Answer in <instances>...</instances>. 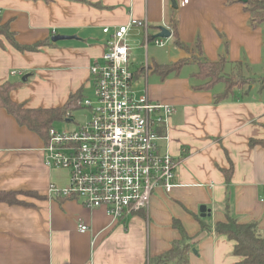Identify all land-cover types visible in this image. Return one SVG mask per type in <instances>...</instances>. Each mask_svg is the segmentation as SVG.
Instances as JSON below:
<instances>
[{
    "label": "crops",
    "instance_id": "obj_1",
    "mask_svg": "<svg viewBox=\"0 0 264 264\" xmlns=\"http://www.w3.org/2000/svg\"><path fill=\"white\" fill-rule=\"evenodd\" d=\"M228 1L189 0L183 7L176 0L175 7L171 0H0V22L11 25L21 46L50 42L39 52H21L1 37L0 82H22L29 75L10 97L31 109L63 107L77 92L93 95L90 68L103 62L110 39L103 29L146 21L151 36L146 48L144 29L130 32L133 91L175 108L160 129L167 138L159 146L177 162L171 193L155 190L147 209L116 221L104 210L49 196L50 186H59L55 168L45 165L46 142L0 108V192H20L17 200L25 203L0 201V264H149L182 240L175 221L190 244L188 264H240L236 243L218 236L215 226L227 221L228 202L239 223L255 222L264 235V147L250 145L264 140V94L252 84L248 94L238 90L232 100L217 104L215 93L223 89L196 90L194 77H182L188 66L167 79L154 72L160 64L196 55L210 62L225 57L261 64V27L251 28L243 0ZM172 24L190 50L178 48L179 58L166 64L149 46H156L160 28L173 32ZM197 42L202 55L194 52ZM134 43L143 50L137 67ZM150 76L157 78L152 84ZM79 224L89 231L82 233Z\"/></svg>",
    "mask_w": 264,
    "mask_h": 264
},
{
    "label": "built area",
    "instance_id": "obj_2",
    "mask_svg": "<svg viewBox=\"0 0 264 264\" xmlns=\"http://www.w3.org/2000/svg\"><path fill=\"white\" fill-rule=\"evenodd\" d=\"M180 4L186 7L189 0ZM134 28L144 29L146 48L151 40L146 21L131 19L127 25L103 29L110 39L103 62L90 68L94 98L86 97L63 122H74V112L79 111H88V120L84 125L75 123L77 129L69 132L51 128L43 148L47 167L70 174L69 185H51L49 196L104 210L116 221L147 209L155 190L171 193L177 169L174 158L159 146L167 138L160 129L170 123L175 108L133 91L136 72L130 64V32ZM170 39L158 38L154 43L163 48ZM78 228L89 231L84 224Z\"/></svg>",
    "mask_w": 264,
    "mask_h": 264
},
{
    "label": "trees",
    "instance_id": "obj_3",
    "mask_svg": "<svg viewBox=\"0 0 264 264\" xmlns=\"http://www.w3.org/2000/svg\"><path fill=\"white\" fill-rule=\"evenodd\" d=\"M235 2H242V0L228 1L229 4ZM245 10L249 13V24L252 29H257L264 25V0H247L245 2ZM172 29L175 46L184 51L190 50L188 45H184L181 42L176 25L172 24ZM1 37L5 38L9 44L21 52L26 50L39 52L41 47L50 45L47 40L32 46H21L15 38V33L9 23L0 22V45L4 48ZM194 46L198 53L202 55V48L199 43L197 42ZM188 64H195L198 67V70L192 75L196 90L203 88L214 90L219 84H223L222 92L215 93V103L217 104L222 101L232 100L238 90H245L248 94L249 90L247 88L249 85L258 83L261 91L264 86V76L260 79L246 76L245 73L249 66L242 62L235 63L232 71L227 72L229 61L225 57L220 58L217 62H210L203 57H193L192 60L181 59L173 64H160L155 67L154 72L160 75L162 79H167L173 75H178ZM23 85V82L16 81L0 82V108L13 116L19 126L28 128L37 134L41 140H44L46 144L49 142V130L53 128L54 124L65 121L67 114L71 111V106L79 105L86 98L81 92H77L71 94L69 101L63 107L56 109L26 108L24 104H19L10 97L13 90L21 88ZM250 145L252 147L257 145L264 147V140H251ZM227 180H229V176ZM18 194L20 192H0V201L10 205H24L25 203L17 200ZM225 209L227 221L217 223L215 233L218 236L224 235L236 243L234 253L236 256L243 258L240 264H264V235L259 232L258 224L255 222L249 224L239 223L233 217L232 209H230L228 202ZM174 225L182 234V240L175 242L169 251L164 253L163 256L152 259L149 264H188L190 244L187 242L184 228L179 221H175Z\"/></svg>",
    "mask_w": 264,
    "mask_h": 264
},
{
    "label": "rangeland",
    "instance_id": "obj_4",
    "mask_svg": "<svg viewBox=\"0 0 264 264\" xmlns=\"http://www.w3.org/2000/svg\"><path fill=\"white\" fill-rule=\"evenodd\" d=\"M261 29L263 31L262 34H263V42H264V25H261ZM133 49H134V52H133L134 53V58L136 60V62L134 63L135 64L134 66L137 67V65H139V62H140L141 58L143 57V50L138 47L137 43L133 44ZM149 49H150L149 52L151 54L154 53V54H157V55L161 56V58L163 59V62L166 63V64L167 63H172L173 59L176 60V59L179 58L178 57L179 50L174 45L173 41H170L166 45V47H164V48H159V47H156L154 45H150ZM194 52L198 54V50L196 48L194 49ZM198 56L196 55V58ZM262 56H263V62L261 64H255V63H252V62H250V61H248L246 59H243L245 64H247V63L249 64V67H248V69H247V71L245 73L246 76H250V77H253L255 79H260V78H262L264 76V43H263ZM193 57L195 58V56H193ZM163 62L161 61L162 64H163ZM235 63L236 62H232L231 63L229 61V64L227 66V70L226 71L227 72H231ZM197 70H198L197 65H195V64L188 65V67H186L183 70L182 77L192 78L191 74L193 72H196ZM150 78H152L151 79V84H152V81H156L157 80L156 76H150ZM256 84H258V83H256ZM248 88H250V86H248ZM222 89H223V84H219L218 87L215 89V91L218 92V91H220ZM262 92L264 94V87L262 88ZM88 97L93 99L94 95H88ZM74 107H77L76 104L72 105L70 110L73 109ZM74 114H75L74 115L75 116L74 122H71V123L57 122V123L54 124L55 129L60 131V132H69V131L77 129L78 126H76L75 123L79 124V125H84L86 120H88V116H89V112L88 111L74 112ZM53 181H54L55 184H58V186L60 188H66L69 185L70 174L65 169H62V168L55 169L54 172H53Z\"/></svg>",
    "mask_w": 264,
    "mask_h": 264
},
{
    "label": "water",
    "instance_id": "obj_5",
    "mask_svg": "<svg viewBox=\"0 0 264 264\" xmlns=\"http://www.w3.org/2000/svg\"><path fill=\"white\" fill-rule=\"evenodd\" d=\"M171 1H172V4H174L175 7H176V6H177V4H176V0H171ZM246 1H247V0H243V2H246ZM171 36H172V34H171V33L168 31V29L165 28V27L160 28V32H159L158 35H157L158 38H164V39H170ZM55 38H56V39H54V40H58V39L61 40V39H64L65 37H55ZM28 77H29V75H26L25 77H23V78H22V82L26 83ZM200 210H201L202 215L205 216L206 213H207V210H205L204 207H202Z\"/></svg>",
    "mask_w": 264,
    "mask_h": 264
}]
</instances>
